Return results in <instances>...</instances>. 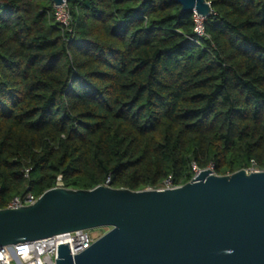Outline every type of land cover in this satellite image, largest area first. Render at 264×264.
I'll return each instance as SVG.
<instances>
[{"label":"trees","instance_id":"16d2710c","mask_svg":"<svg viewBox=\"0 0 264 264\" xmlns=\"http://www.w3.org/2000/svg\"><path fill=\"white\" fill-rule=\"evenodd\" d=\"M0 0V210L264 171V0Z\"/></svg>","mask_w":264,"mask_h":264},{"label":"water","instance_id":"95a60500","mask_svg":"<svg viewBox=\"0 0 264 264\" xmlns=\"http://www.w3.org/2000/svg\"><path fill=\"white\" fill-rule=\"evenodd\" d=\"M173 2L204 19L212 12L205 0ZM104 228L73 257L58 245L55 264H264V171L207 168L162 191L53 188L31 206L0 210V248Z\"/></svg>","mask_w":264,"mask_h":264},{"label":"built area","instance_id":"2783aa9c","mask_svg":"<svg viewBox=\"0 0 264 264\" xmlns=\"http://www.w3.org/2000/svg\"><path fill=\"white\" fill-rule=\"evenodd\" d=\"M55 18L64 27L68 26L69 14L65 2L61 6L55 7ZM203 21L204 18L194 14V31L198 37H204ZM247 172H256V170L251 169ZM55 188H63L60 178H58ZM172 188L175 187L167 180L158 190L162 191ZM38 198L32 194H26L22 197L18 196L13 198L5 209H18L31 206ZM88 232L76 231L17 246L2 247L0 248V264H55L58 245L68 243L71 257L90 247L97 238H92Z\"/></svg>","mask_w":264,"mask_h":264},{"label":"rangeland","instance_id":"374dc122","mask_svg":"<svg viewBox=\"0 0 264 264\" xmlns=\"http://www.w3.org/2000/svg\"><path fill=\"white\" fill-rule=\"evenodd\" d=\"M209 169H211V168H209ZM194 170H195V173L197 174L198 171H196L195 168H194ZM108 230H109V229H107V228H104V229H97V230H91V231H89L88 233H89V235H90L92 238L95 239V238H99L100 236H102V235H104L105 233H107Z\"/></svg>","mask_w":264,"mask_h":264}]
</instances>
